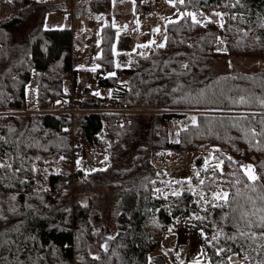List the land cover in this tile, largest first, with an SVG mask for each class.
Segmentation results:
<instances>
[{
	"label": "trees",
	"instance_id": "1",
	"mask_svg": "<svg viewBox=\"0 0 264 264\" xmlns=\"http://www.w3.org/2000/svg\"><path fill=\"white\" fill-rule=\"evenodd\" d=\"M136 1L140 6L144 0ZM232 1L235 15L221 22H168L165 46L136 55L116 76L104 75L114 68L112 57L104 59L98 81L112 87L111 95L75 98L83 108L104 110L72 117L44 112L73 99L64 88L75 73L72 30L44 27L46 14L61 4L0 0V165H7L0 167V264H163L154 253L179 224L203 232L207 264H230L231 254L264 264V229L256 227L264 216V0ZM223 2L180 5L217 11ZM111 5L90 0L99 13ZM223 58L229 63L224 72L216 68ZM242 59H255L259 67L241 69ZM33 68L40 70V110L28 112ZM187 113H195L196 121L173 138L172 123ZM74 130L89 149H108L111 165L90 175L96 187L120 190L116 228L94 224L100 214L90 218L92 205H72L66 196L73 182ZM151 143L215 150L224 168L199 155L195 173L166 188L163 172L148 158ZM129 149L136 154L124 165L121 157ZM244 162L257 169L256 182L248 179ZM221 189L228 202L214 206L223 203L212 196ZM218 248L224 251L217 254Z\"/></svg>",
	"mask_w": 264,
	"mask_h": 264
},
{
	"label": "rangeland",
	"instance_id": "2",
	"mask_svg": "<svg viewBox=\"0 0 264 264\" xmlns=\"http://www.w3.org/2000/svg\"><path fill=\"white\" fill-rule=\"evenodd\" d=\"M155 1L154 4H150L149 0H144L139 6L136 0H112L109 12L99 13L90 8V0H80L79 3H76L77 0H69L65 6L46 14L45 28H70L73 30L71 53L72 67L75 73L64 82L65 90L72 94L73 99H81L85 92H87L85 97L89 95L109 97L112 87L102 86L98 81V72L104 67L102 61L108 57L113 58L112 66L114 68L106 69L104 75L116 76L119 74V69L129 66L136 55L147 53L153 46L164 43L167 23L181 19L180 13L195 12L196 19L200 22L208 20L221 22L220 17L213 10L188 9L182 7L177 0H172L171 3L169 0ZM157 28L160 31H155ZM153 41L154 43H150ZM141 45H148V47H140ZM240 65L241 69L251 71L259 67L255 59H242ZM216 68L222 72L228 70V60L226 58L219 60L216 63ZM113 73L114 75H112ZM39 81L40 70L33 68L31 79L27 85L28 112L40 110ZM193 117L197 119L195 113H187L180 120L172 123L173 138H176L180 129L194 123ZM132 150L129 149L121 157L124 165H128L132 155L136 154ZM107 152L108 149L99 151L88 148L87 155L76 161L74 167L72 164L73 182L66 191V196L71 200L72 205L76 202H81L84 205L91 204L90 218H93L95 212L100 214V218L93 220L94 224H102L112 229L118 226L120 190L111 186L96 187L92 183L93 177L90 175L97 169L103 170L111 165V159ZM204 156L209 162L216 163L219 167L223 164L220 157L218 158L211 152H206ZM245 165L252 164L244 162L243 166ZM252 166L257 175V169L254 165ZM79 169L82 170V174L76 175ZM202 234V231L190 232L184 224L174 225L163 239L162 246L154 254L160 256L163 264H175L178 243H189L188 252L180 259V263L187 261L193 264H197V262L207 264L211 258L205 243L200 240ZM190 237L195 239V244H190ZM229 257H231L230 264H247V261L238 254H231ZM152 264L157 263L153 262Z\"/></svg>",
	"mask_w": 264,
	"mask_h": 264
},
{
	"label": "built area",
	"instance_id": "3",
	"mask_svg": "<svg viewBox=\"0 0 264 264\" xmlns=\"http://www.w3.org/2000/svg\"><path fill=\"white\" fill-rule=\"evenodd\" d=\"M155 0H149L150 4H153ZM233 1L224 0L223 8L217 10L216 13H223V17L220 19L225 20L230 16H234L233 11ZM153 7V6H152ZM87 95V92L83 96ZM104 109H89L83 108L77 101H62L55 106V108L50 110H45L47 113L56 114H68L70 116H75L81 112L90 111H103ZM121 112H137V111H147L144 109H121ZM149 111V110H148ZM152 111V110H150ZM153 112V111H152ZM206 152H211L219 158L217 151L215 150H203V149H185V148H169V147H159L154 144L150 146L148 152V158L150 163L156 166L163 172L162 184L164 187H170L176 179L187 178L195 173L194 162L199 155H205ZM88 153V146L82 141L79 134L72 132V150H71V160L74 167L76 161L84 158ZM221 169L224 165L220 166ZM190 244H193L192 237L189 238ZM189 243H178V254L176 256L175 264H180V259L188 252Z\"/></svg>",
	"mask_w": 264,
	"mask_h": 264
},
{
	"label": "snow or ice",
	"instance_id": "4",
	"mask_svg": "<svg viewBox=\"0 0 264 264\" xmlns=\"http://www.w3.org/2000/svg\"><path fill=\"white\" fill-rule=\"evenodd\" d=\"M169 2L171 3L172 0H169ZM177 2L179 4H184L185 3V0H177ZM217 16H220L221 18L223 17V13H216ZM180 16L183 17V16H188L192 19V21L194 23H197L199 24L200 21L196 19V13L195 12H188V13H180ZM211 22V21H209ZM170 23H176V21H170ZM221 27H223V23H221L220 25ZM155 31H160L159 28H157ZM167 39V37H165V40ZM150 43H154L153 42H150ZM165 45L163 43L159 44L158 47H161L163 48ZM140 47H148V45H141ZM184 67H187V65H185ZM93 71H95V69H92ZM114 75V73L112 74ZM262 103H264V101H262ZM195 117L192 118L193 122H195ZM228 159L231 160V157H229ZM7 165H0V167H6ZM216 167H219V165H217ZM244 167L245 169V172H246V175L248 177L249 180L253 181V182H256L259 177L255 174L254 170H253V166L252 165H245V166H242ZM197 175H199V173H197ZM238 182V181H237ZM201 184L204 183L203 180L200 181ZM157 191H159V189H157ZM173 195H179L178 192H174ZM213 196V199L214 200H217V201H222L223 203L219 204V205H214V206H220V207H223L224 204H226L228 202V197H229V193L226 192V191H223L222 189L219 190V191H216L212 194ZM196 219H204L203 217H196ZM243 219V217H242ZM248 225L251 226L252 225V222L249 221L248 222ZM256 227H259L261 229H264V216H261L260 219H259V222L256 224ZM241 236H250V238L252 239H255V234L252 233V234H249L247 232H241L240 233ZM262 237H264V232L261 233ZM236 237L235 236H229L228 239H235ZM218 239V236L214 235L211 240H217ZM224 249L223 248H218L217 249V254L223 252ZM229 260H231V257H229ZM197 264H199V262H197Z\"/></svg>",
	"mask_w": 264,
	"mask_h": 264
},
{
	"label": "crops",
	"instance_id": "5",
	"mask_svg": "<svg viewBox=\"0 0 264 264\" xmlns=\"http://www.w3.org/2000/svg\"><path fill=\"white\" fill-rule=\"evenodd\" d=\"M56 2H58V3H60L61 4V6H65L68 2H69V0H55ZM80 2V0H77V2L76 3H79ZM156 2V1H155ZM154 2V3H155ZM76 3H74V4H76ZM153 3V4H154ZM65 9V8H64ZM72 35H73V30H72ZM192 240L194 241V243L193 244H195V239L192 237Z\"/></svg>",
	"mask_w": 264,
	"mask_h": 264
},
{
	"label": "bare ground",
	"instance_id": "6",
	"mask_svg": "<svg viewBox=\"0 0 264 264\" xmlns=\"http://www.w3.org/2000/svg\"><path fill=\"white\" fill-rule=\"evenodd\" d=\"M85 97V96H84ZM70 101H77L76 99H71ZM78 102V101H77Z\"/></svg>",
	"mask_w": 264,
	"mask_h": 264
}]
</instances>
